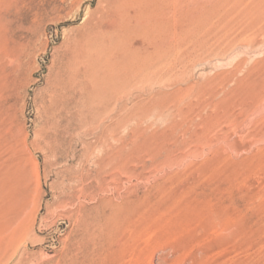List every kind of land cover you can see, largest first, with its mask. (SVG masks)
I'll list each match as a JSON object with an SVG mask.
<instances>
[{
    "label": "rangeland",
    "instance_id": "1",
    "mask_svg": "<svg viewBox=\"0 0 264 264\" xmlns=\"http://www.w3.org/2000/svg\"><path fill=\"white\" fill-rule=\"evenodd\" d=\"M2 15L0 173L19 169L30 200L15 241L0 205V264H110L101 235L103 259L85 262L93 245L55 215L89 185L90 218L104 197L115 221L141 211L111 264H264V0H20Z\"/></svg>",
    "mask_w": 264,
    "mask_h": 264
},
{
    "label": "bare ground",
    "instance_id": "2",
    "mask_svg": "<svg viewBox=\"0 0 264 264\" xmlns=\"http://www.w3.org/2000/svg\"><path fill=\"white\" fill-rule=\"evenodd\" d=\"M18 1L20 0H0V26L2 25L1 21H4L3 19V15L2 13L4 11H6V14H10V12L16 7V5L18 4ZM25 1V0H24ZM70 1V0H69ZM130 1V0H129ZM134 1V0H131ZM146 1V0H145ZM27 3V2H26ZM181 4V2H179ZM26 5V4H25ZM125 5V4H124ZM134 5V4H132ZM175 5V4H174ZM183 6V5H182ZM157 7V6H155ZM121 8V7H120ZM122 9V8H121ZM140 10H142L143 12V8H141ZM139 10V11H140ZM187 10V9H186ZM15 12V11H14ZM76 13V12H75ZM145 13V12H144ZM61 14V13H60ZM88 16V13H86ZM100 14V13H99ZM155 14V13H154ZM132 15V14H131ZM136 15V14H135ZM156 15V14H155ZM73 16V14H72ZM100 16V15H99ZM111 16V15H110ZM170 16V15H169ZM174 16V15H173ZM74 17V16H73ZM102 17V16H101ZM152 17H150L151 19ZM158 18V17H157ZM174 19V18H173ZM6 21V20H5ZM85 22V21H84ZM168 22V21H167ZM138 23V21H137ZM136 24V23H135ZM99 25V24H98ZM175 25V24H174ZM175 27V26H174ZM1 28V27H0ZM85 28V27H84ZM102 29V28H101ZM150 29V28H149ZM160 30V29H159ZM185 35V34H184ZM183 35V36H184ZM164 36V35H162ZM7 36H5V34L0 33V62L1 59L3 58H8L10 59L11 55L9 53L8 47H7ZM155 37V36H154ZM182 37V36H180ZM175 38V37H174ZM6 40V42H5ZM154 44V43H153ZM147 56V55H146ZM141 58V57H140ZM172 59V58H171ZM145 61V60H144ZM143 61V62H144ZM7 64V61L5 62ZM2 64V65H5ZM11 63V62H10ZM12 64V63H11ZM15 64V63H14ZM13 64V65H14ZM140 64V63H139ZM144 64V63H141ZM140 64V65H141ZM150 64V63H149ZM10 65V64H9ZM137 66V65H136ZM150 66V65H149ZM139 67V66H138ZM144 67V65H143ZM142 67V68H143ZM148 67V66H147ZM136 68V67H134ZM146 69V68H145ZM155 69V68H153ZM151 70V68H150ZM7 71V67H1L0 66V103L1 100L5 99V92H7L8 87H9V75H7L6 77H3L2 74L5 73ZM136 71V69H135ZM13 72V71H12ZM6 74V73H5ZM11 74V73H10ZM133 75V74H132ZM126 77V75H124ZM152 82V81H151ZM155 82V81H154ZM153 83V82H152ZM14 84V83H13ZM12 85V84H11ZM158 85V84H157ZM7 96V95H6ZM8 110H6L5 106L0 104V122L3 120L4 116L6 117H12V115L9 116ZM10 119V118H9ZM8 119V120H9ZM11 123V122H10ZM11 126V125H10ZM2 127V126H1ZM8 128V127H6ZM10 131V130H9ZM8 131V132H9ZM12 135V134H11ZM7 162V161H6ZM4 162V163H6ZM11 163V162H10ZM9 163V164H10ZM2 164V163H1ZM14 164V163H12ZM96 166H98L96 164ZM103 166V165H101ZM1 167V166H0ZM22 168V167H21ZM98 169V168H97ZM100 169V168H99ZM98 169V170H99ZM18 170L15 166H9L6 165L4 166V169L2 171V173H0V205L4 206L6 208V215L9 216V220H8V224H10V226H12V233H13V237L12 239L15 241L17 239H23L27 236L28 232H29V225L27 222V219L22 218V214L24 213L27 204L29 202V196L28 194H24L22 196H20V184H19V179L18 178ZM98 172V171H96ZM99 176L102 175L101 178V183H98V187L99 190L101 192H103L104 194H108L109 190H110V174L108 173L107 170L104 171H99L98 172ZM39 175V174H38ZM96 176V175H95ZM40 177V176H39ZM89 179V177H82L80 179L81 183H85V181H87ZM26 181V180H25ZM94 181V180H93ZM89 183V182H88ZM28 187V186H26ZM97 187V186H95ZM139 187V186H138ZM30 188V187H29ZM98 189V188H97ZM71 191H73V188L70 189ZM33 191V190H32ZM67 191V190H66ZM68 192V191H67ZM65 192V193H67ZM23 194V193H22ZM65 195V194H64ZM97 197L96 195V189L89 185V186H85L83 188H81L78 192H70L69 194H67V196L65 195L62 198H58L57 199V211L55 212V215L59 218H62V220L67 221L68 223H73L76 228L78 230H80L82 232V236H81V243L84 246L85 250H89V244L90 246L93 245V249H92V253L91 258L90 255H88L85 258V262H90V260L92 258H94L95 253H96V243L95 240L96 238H98V235H101L100 238H104V247L106 248L105 250H103L104 252V261L103 262H108L110 261L111 257L114 259V257L112 256L114 251L113 250V246L115 245V243H118V239H119V235L118 232L121 233V231L123 232L124 230H126V228L128 227V225L130 223H133L135 228L137 230L140 229L141 225V221H142V217L140 215L141 211L136 209V212H134V214H130L132 217L127 216L128 214L126 213V215L124 216H120V221L117 220L115 221L113 219V213L111 210L112 204L111 201L107 198L104 197L102 200V203L100 205L101 208V213L96 216L95 218H90L89 215L85 214L81 209V203H77L81 202V200L83 199L85 200H94ZM140 201V200H139ZM134 202V201H133ZM138 203V202H137ZM135 204V202H134ZM137 205V204H136ZM124 206V205H121ZM130 206V204L128 205ZM134 206V205H133ZM125 207V206H124ZM113 208V207H112ZM127 209V208H125ZM132 208H130L128 211H131ZM140 210L142 208H139ZM124 210V209H123ZM135 210V209H134ZM115 213V212H114ZM122 214V213H120ZM5 215V216H6ZM115 215V214H114ZM116 216V215H115ZM118 216V215H117ZM37 218V217H36ZM118 218V217H117ZM119 219V218H118ZM6 221V220H4ZM1 222V221H0ZM37 222V221H36ZM3 223V222H2ZM4 224V223H3ZM6 225V224H5ZM9 226V227H10ZM140 231V230H139ZM127 232V230H126ZM35 234V233H34ZM32 236V235H31ZM98 236V237H97ZM132 237V235H131ZM99 238V239H100ZM130 240V238H129ZM25 241V240H24ZM84 241V242H83ZM101 242V241H100ZM99 242V243H100ZM127 242V241H126ZM102 243V242H101ZM125 243V241H124ZM23 244V243H22ZM121 244V242H120ZM126 244V243H125ZM137 244V243H136ZM24 245V244H23ZM81 245V246H82ZM124 245V244H123ZM22 246V245H21ZM120 246V245H119ZM24 247V246H23ZM113 247V248H112ZM22 248V247H20ZM102 248V249H103ZM122 248V246H121ZM120 247L116 249H121ZM112 250V252L110 251ZM129 250V249H128ZM119 251V250H118ZM19 252V251H18ZM117 252V251H116ZM130 252V251H129ZM12 253V252H11ZM10 253V254H11ZM101 253V252H100ZM102 253V254H103ZM124 253V252H123ZM3 254V253H2ZM0 254V255H2ZM6 254V253H5ZM8 254V253H7ZM125 254H127V252H125ZM124 254V257L120 258L121 260L126 258ZM101 255V254H100ZM120 255V254H119ZM6 256V255H5ZM9 256V255H8ZM116 256V253H115ZM2 257V256H1ZM7 257V256H6ZM98 257V256H96ZM100 257V256H99ZM98 257V258H99ZM136 257V256H135ZM9 259V258H8ZM90 259V260H89ZM99 259H103V258H99ZM113 259L112 262H113ZM117 260V256L115 258ZM119 259V260H120ZM138 259V258H137ZM89 260V261H88ZM92 261V260H91ZM102 261V260H101ZM110 262V264L112 263ZM118 262V260L116 261ZM102 263V262H101ZM2 264V263H1ZM30 264H34V263H30ZM105 264V263H102Z\"/></svg>",
    "mask_w": 264,
    "mask_h": 264
}]
</instances>
